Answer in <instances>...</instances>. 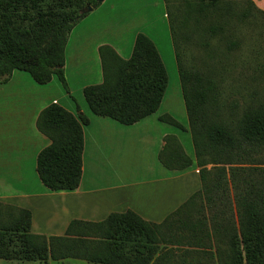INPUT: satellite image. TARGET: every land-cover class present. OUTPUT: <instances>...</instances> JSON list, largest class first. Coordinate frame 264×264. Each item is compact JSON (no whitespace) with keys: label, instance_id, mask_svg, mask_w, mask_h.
<instances>
[{"label":"trees","instance_id":"16d2710c","mask_svg":"<svg viewBox=\"0 0 264 264\" xmlns=\"http://www.w3.org/2000/svg\"><path fill=\"white\" fill-rule=\"evenodd\" d=\"M102 1L0 0V83L7 82L13 71H23L41 85L55 76L69 93L64 74L69 34L89 14L87 8L93 10ZM221 1L194 0L178 17L164 0L201 189L159 224L127 210L110 213L100 222L72 220L62 236L49 237L31 232L29 210L0 202V260L200 264L186 257L202 254L216 258L214 264H264V168L257 170V183H250L248 174L240 181L244 192L232 202V220L226 211L216 210L219 205L227 207L224 197L236 185L234 168L264 154V103L248 107L237 121L220 119L216 81L182 62L181 42L189 19L218 11ZM230 1L240 19L252 17L253 11L264 15L252 0ZM99 56L102 82L83 89L94 115L132 125L158 110L168 77L147 36H136L127 60L108 46L99 48ZM159 120L183 129L169 115ZM88 123L85 115L75 116L55 103L38 115L36 128L50 144L38 153L36 172L47 189L71 191L79 186L83 126ZM163 142L158 160L164 168L180 171L191 165L176 136L167 135ZM208 165L212 167L207 169ZM216 192L221 195L214 196ZM199 200L210 206L211 213L192 220L187 213Z\"/></svg>","mask_w":264,"mask_h":264},{"label":"crops","instance_id":"0c3cea01","mask_svg":"<svg viewBox=\"0 0 264 264\" xmlns=\"http://www.w3.org/2000/svg\"><path fill=\"white\" fill-rule=\"evenodd\" d=\"M252 1L264 12V0ZM140 33L153 42L165 70L176 63L164 0H103L69 34L64 65L69 93L55 76L41 85L23 71L0 83V202L29 210L33 234L62 236L72 220L100 222L127 210L159 224L201 189L189 122L178 121L171 108L161 110L165 93L155 113L132 125L94 115L84 99L86 86L102 82L99 48L108 46L127 60ZM52 103L89 120L83 126L80 183L71 191L47 189L36 172L37 155L50 144L36 120ZM182 111L187 118L185 106ZM165 114L183 129L161 122ZM167 135L177 137L189 167L167 170L159 162Z\"/></svg>","mask_w":264,"mask_h":264},{"label":"rangeland","instance_id":"374dc122","mask_svg":"<svg viewBox=\"0 0 264 264\" xmlns=\"http://www.w3.org/2000/svg\"><path fill=\"white\" fill-rule=\"evenodd\" d=\"M194 0H168L170 9L176 10L178 17L188 11L189 5ZM236 9L230 0H222L218 11L201 15H192L189 19L181 42L183 65L190 70H197L210 75L218 85V98L220 111L217 115L220 119L237 121L248 107L264 103V15L253 11V16L240 19ZM212 30V31H211ZM168 77L165 91V107L171 108L175 118L186 124L188 118L181 113L182 93L176 63L167 64ZM182 100V101H181ZM171 101H173L171 105ZM182 104V106H181ZM180 107V108H179ZM235 167L236 185L227 191V207L219 205L216 210L226 211V215L232 220L233 207L238 194L244 192V186L240 181L246 177L249 182L257 183L259 180L257 170L264 168V154L254 159H248ZM212 166L208 165L207 169ZM221 193L214 195L218 197ZM229 202V203H228ZM201 207V208H200ZM210 214V206H206L203 200L190 207L188 216L195 220L202 214ZM236 219V217H235ZM215 246L211 248L214 252ZM210 252L209 247L205 250ZM209 254V253H208ZM200 264H214L216 258L199 254L197 257H186ZM178 259V257H176ZM200 259L204 261L201 262ZM0 264H33L29 262L4 261ZM38 264V263H34ZM56 264H88L79 260H67Z\"/></svg>","mask_w":264,"mask_h":264},{"label":"water","instance_id":"95a60500","mask_svg":"<svg viewBox=\"0 0 264 264\" xmlns=\"http://www.w3.org/2000/svg\"><path fill=\"white\" fill-rule=\"evenodd\" d=\"M91 10H92V9H91L90 7H88L86 11L90 12Z\"/></svg>","mask_w":264,"mask_h":264}]
</instances>
